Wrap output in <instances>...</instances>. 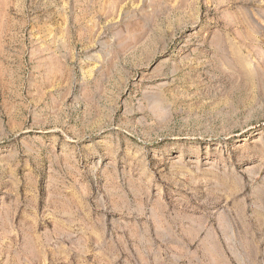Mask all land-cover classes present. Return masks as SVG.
Masks as SVG:
<instances>
[{
  "label": "rangeland",
  "instance_id": "1",
  "mask_svg": "<svg viewBox=\"0 0 264 264\" xmlns=\"http://www.w3.org/2000/svg\"><path fill=\"white\" fill-rule=\"evenodd\" d=\"M0 264H264V0H0Z\"/></svg>",
  "mask_w": 264,
  "mask_h": 264
},
{
  "label": "bare ground",
  "instance_id": "2",
  "mask_svg": "<svg viewBox=\"0 0 264 264\" xmlns=\"http://www.w3.org/2000/svg\"><path fill=\"white\" fill-rule=\"evenodd\" d=\"M160 76H164L163 74H160ZM243 76H246L247 77V80H248V74H245V75H243Z\"/></svg>",
  "mask_w": 264,
  "mask_h": 264
}]
</instances>
